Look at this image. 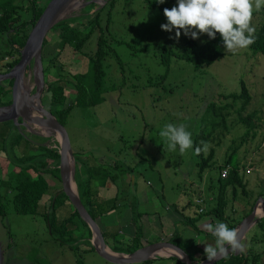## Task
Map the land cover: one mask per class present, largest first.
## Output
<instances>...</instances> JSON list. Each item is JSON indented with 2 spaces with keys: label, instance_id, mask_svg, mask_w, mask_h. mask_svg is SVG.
<instances>
[{
  "label": "rangeland",
  "instance_id": "374dc122",
  "mask_svg": "<svg viewBox=\"0 0 264 264\" xmlns=\"http://www.w3.org/2000/svg\"><path fill=\"white\" fill-rule=\"evenodd\" d=\"M0 1L5 2V0ZM92 1L97 2L95 3L97 8L90 7L93 4L90 3ZM109 1L80 0L79 8L67 19H73L76 23L82 20V23H85L88 15L93 16L97 9L103 8ZM114 1L110 43L118 59L116 56V58L109 57L105 64L107 87L113 86L115 90L106 95V101L103 104L95 108H77L73 111L66 123V129L74 152H79L82 159L92 164L96 162L110 167L112 174L117 172L114 168L115 162L119 163V168H133L132 177L138 176L137 170L143 174L148 187L147 192L138 197L139 203L136 210L141 214H147L153 221L156 218L152 216L156 215L154 211L158 215L165 216L169 206L178 202L181 204L185 202L187 206L189 202L193 203L196 199V205L198 199L204 201L206 198L208 211L216 205L218 189L215 184L218 171L215 167L207 169L201 180L197 166L201 158L197 157L194 150L196 136L213 131L215 140L207 144L205 157L213 148L216 153L215 161L222 165L233 149L237 148L234 158L241 164L240 173L247 183L251 198L244 196L239 189V195L235 201L232 200V195L230 196L231 202L227 212L236 220L243 221L246 218L244 214L249 212L252 205L255 206L260 198H264L260 196L264 194V56L255 54L248 47L235 53L226 51L225 57L210 67L196 69L193 63L176 57L172 58L170 67H167L161 64V55L165 49L163 46H166L168 50L182 47L187 38L183 30L179 39L175 38V29L172 32L163 31L161 25L167 23L164 11L158 7H150L146 0ZM151 1L157 3L156 0ZM39 2L41 6L48 4V0ZM14 3L19 6L27 5L25 0H15ZM169 4L171 8L177 6V0ZM263 22L264 7L253 14L252 25L255 27V32ZM206 37L207 34H201L196 39L197 43L204 44ZM48 40L51 48H48L47 52L51 56L50 52L57 51L55 49L57 36L49 34ZM2 43H0V74H5L6 65L11 57H4L2 50L8 47L4 41ZM92 46L94 49V42L90 43L87 49L89 50ZM56 64L62 65V70L58 73L70 78L79 73L83 74L88 69L87 59L70 48L61 51ZM54 72L55 70L52 69L48 76H45L46 81L61 77H56ZM27 80L30 81V86L34 84L30 77ZM6 82L3 81L1 84L5 85L6 89H11ZM242 82L249 89L252 101L241 115L239 110L242 101L233 102L230 99L226 101L223 97L240 94ZM46 89L45 86L42 99L49 97ZM31 94H34V89L31 90ZM67 95L74 94L69 92ZM11 98L12 96L8 95L3 98V101L8 102ZM211 103L219 106L232 104L231 108L224 111L225 128L222 123L220 126H214L211 122L212 115L208 113V106ZM252 113H256L257 136L241 145V138L246 128L241 123L240 117ZM168 123L177 126L183 124L186 127V130L192 134V149L183 155L178 148L175 152L166 149L164 151V142L159 132ZM33 129L36 132H43L39 128ZM29 130L25 128L24 133L28 134ZM1 133H9V127L4 123H0ZM45 138L50 140L43 144L51 148H56L55 143L60 141V137L55 134ZM32 141L35 144L43 142L36 139ZM20 149L22 151L20 154H24L25 151L34 153L25 145ZM3 157L5 155L0 157V164L4 165L2 178L6 180L5 183H8L7 178L16 169L5 162ZM50 166H53V162H50ZM47 176L51 188L43 198L37 215L17 213L11 197L4 201L7 215L0 217V246L4 264H114L91 250L85 242L88 239L87 235L81 236L86 232L85 228L82 230L74 228L72 239L62 240L52 237L46 213L52 196L61 192L62 183L51 175ZM120 179L116 186L107 190L108 193H105L106 190L98 189L101 195H106L104 197H111V195L113 197L119 189V195L123 197L115 212H110L96 220L107 235V243L113 249L116 245V248H122V243L131 245L132 239L136 236L140 237L142 246L147 242H154L156 239L153 226L143 223V219L134 222L133 215L137 213H132L133 210L127 205V201H123L127 198L123 196L125 189ZM125 179L128 182L129 176H125ZM141 179L139 178L131 185L130 190L134 195ZM204 179L207 182L205 185ZM97 184H93L94 191L97 190ZM210 185L212 189H209ZM147 200L151 201L146 202ZM202 205L204 206V204L200 206ZM259 205L262 206V204ZM57 208V216L61 221L68 219L75 211L68 201ZM168 214L170 215L169 212ZM76 222L81 224L78 220ZM255 235L261 241L252 242V237ZM247 237L248 250L252 248L255 252L261 253L260 264H264V230L254 227ZM121 248L123 252L118 253L126 254L127 250ZM174 263L171 258L158 257L149 263L134 264Z\"/></svg>",
  "mask_w": 264,
  "mask_h": 264
},
{
  "label": "trees",
  "instance_id": "16d2710c",
  "mask_svg": "<svg viewBox=\"0 0 264 264\" xmlns=\"http://www.w3.org/2000/svg\"><path fill=\"white\" fill-rule=\"evenodd\" d=\"M25 1L27 2L26 6L16 5L14 3L15 0H5V2L0 1V43L4 41L8 47L6 50H2L4 57H11L9 63L6 65V73L13 69V67H15L20 61L21 50L26 44L29 33L46 8V6H41L39 4L40 0ZM49 1L50 0H48L47 3H49ZM172 1L174 0H168V2H165L164 4H159L154 3L151 0H146L150 7H158L163 11L165 8L171 9L169 3ZM114 3V0H110L103 8L97 9L93 16L88 15V20L85 23H82V20L81 22L76 23L73 19H66L58 23L49 33L50 35L55 34L57 36L55 45L57 51H55V53L50 52L51 56H49L47 52L48 48H51L48 37L44 42L43 65L45 76H48L52 69L55 70L54 74L56 77L61 76L58 71L60 72V70H62V65L56 64V62L61 51L65 48L73 49L87 59L88 69L85 73L73 75L71 76L72 78L61 76L55 80L46 81V90L49 97L46 99L45 97L43 98V104L65 127L75 109L95 108L106 101V95L108 93L115 90L113 86L110 88L107 87L105 64L109 57H117L116 52L110 43L112 41L110 32L112 24L111 14L114 9ZM90 7L97 8V5L92 4ZM106 9L107 11L105 12ZM186 37L184 45L182 47L178 46L176 50H168L166 46H163L167 50H163L161 64L170 67L172 58L176 57L193 63L196 69H201L202 67H210L226 55L222 37L219 33L216 34L215 39H211L207 35L206 41L202 45L198 44L196 39H192L190 36ZM253 39L254 43L249 46L250 50L255 54L264 56V22L257 32L253 34ZM92 41L95 43V48L93 49L92 46L88 50L87 46L90 43L93 44ZM116 59H118V57ZM6 83L9 84L11 89H6L3 84L0 85V107L12 103V98L8 102L3 101L4 97L8 95L12 96L13 82L7 81ZM69 92H72L74 95H67ZM223 98L226 101L229 99L233 102L242 101L239 110L241 115L252 101L250 91L244 82H242V92L240 94L226 95ZM231 107L232 104L230 103L222 106L211 103L208 106V113H211L212 115L211 122L214 123V126H220V123H222L223 127H226V115L224 111ZM255 117L256 113L240 117L241 123L246 128V131L241 138V145L248 141V139L256 138L258 124L256 123L257 121ZM4 124L9 127V133L0 134V137L2 136L0 138V155H5L2 159L9 163V165L11 164L16 170L12 171L7 178L8 183H5L6 180L2 178V172H4L2 167L4 165H1L2 163L0 164V217H6L7 213L4 201L10 197L12 198V203L17 213L23 215H37L41 201L45 195L49 193L51 188V183L47 175H51L61 182L59 171V143H55L56 148H51L43 144L49 141V138L36 136L31 133H24L25 128L23 126H16L11 121L5 122ZM214 135L213 131L198 134L194 141V150L196 147H203L201 144L202 141L207 144L211 141L214 142ZM34 139L43 142L35 144L32 141ZM24 145L27 146L28 149L30 148L34 153L25 151L24 154H20V152H22L20 148ZM236 150L237 148L233 149L232 153L228 155V158L222 165L217 164V161H215L216 153L213 148L210 150L207 157H205L204 151L197 155L198 158H201V161L197 163L201 179L204 172L209 168L215 167L218 171V178L215 184L218 191L216 205L209 211L205 212L204 210L203 212H200V207L196 204L199 208L198 212H196L198 215L194 218H189L192 225L196 224L198 220L197 217L201 218L203 215L212 217L218 222L225 223L230 229H236L241 223V219L236 220L227 212V208L231 202L230 196L232 195V200L235 201L239 195V189H241L244 196L251 198L250 192L247 190V183L244 181V178L240 173L241 164L236 158H234ZM74 155L76 159L75 179L78 185L79 195L90 215L94 220H98V218H102L110 212H115L120 206V200H122V196L120 197L119 195V189L117 194L115 192L116 195L113 197L112 195L111 197H104L106 195H101L98 189L101 191L111 189L113 186L117 185V181L124 175H131L134 169L128 167L119 168V163L115 162L114 168L117 172L112 174L109 169L110 167H105V165L96 162L92 164L89 161L82 159L79 152H74ZM50 162H53V166H50ZM227 168L229 169L228 176L223 179L221 176L222 171ZM94 183H98V191H94ZM212 188V185H210L209 189ZM108 192L109 191L105 193ZM260 196L264 197V194ZM129 199L131 202L130 206L133 210H131L132 213H137L133 215V220L136 222V220L141 218V213L136 210V207L138 206L137 194L134 195L132 192ZM67 201L69 202V199L62 191L52 196L50 199L46 217L52 237H54V239L60 238L62 240H68L69 238L72 239L74 237V228L77 230L85 228L86 232L83 233L82 231L81 234H83L81 236L84 235L86 237L87 235L86 238L88 239L85 240V242L91 247V250L95 251L91 243L92 232L75 209L74 213H72L68 219L66 218L61 221L58 218L57 207L63 206ZM253 207L254 204L249 209V212L244 214V217H247L252 212ZM233 212L232 209V213ZM75 220L80 221L81 224L77 223ZM76 223L78 225H76ZM256 227L264 230V218L255 225V228ZM194 230L197 234L203 233L197 227H194ZM103 234L106 240L107 235L105 232H103ZM181 239V235L177 233L171 237L169 241L182 247L180 245ZM251 241L257 242L261 241V239H257V236L255 235L252 237ZM116 247V250L112 248L115 252H123L120 250L121 247H118L119 249ZM141 247L140 237L136 236L132 239L131 245L128 247H122L121 249H126V254H130ZM248 254L249 256L247 258L244 254H240L239 256L230 255L216 264L261 263V253H257L254 249L250 248ZM190 258L194 263L207 259L205 253L201 258H197L195 255H190ZM171 259L174 260V264H184L177 258L171 257ZM149 262L151 261H147L146 263Z\"/></svg>",
  "mask_w": 264,
  "mask_h": 264
},
{
  "label": "water",
  "instance_id": "95a60500",
  "mask_svg": "<svg viewBox=\"0 0 264 264\" xmlns=\"http://www.w3.org/2000/svg\"><path fill=\"white\" fill-rule=\"evenodd\" d=\"M79 0H50L44 12L35 23L24 48L21 50V58L13 69L5 74H0V84L3 81H12V103L9 106L0 107V123L13 122L15 125H22L29 128V133L40 136L50 137L58 135L59 154H60V179L62 182V192L68 197L69 202L78 212L81 219L89 226L92 232V245L95 251L105 260L114 264H134L151 261L158 257L177 258L184 264H216L217 260L208 261L205 259L199 263H194L190 255L178 245L169 241H160L143 246L133 253L125 254L115 252L110 248L105 240L103 231L96 220L90 215L84 206L76 183V159L71 143L69 133L65 126L48 110L43 104V94L46 86V77L43 65V47L52 29L61 21L66 20L71 15H66L69 8ZM97 3L96 1L90 2ZM30 77L34 83L30 86ZM34 89V94L31 90ZM33 128H39L43 132H36ZM46 133V134H44ZM72 183L75 184L76 191H73ZM262 204L263 214L257 212L258 205ZM264 218V198H260L254 206L252 212L238 225L244 252L230 255L239 256L244 254L247 258L248 248L245 245L247 233ZM163 250H169L172 254L162 256L159 253ZM2 248L0 246V264H4ZM225 257V258H226Z\"/></svg>",
  "mask_w": 264,
  "mask_h": 264
},
{
  "label": "clouds",
  "instance_id": "9594fccd",
  "mask_svg": "<svg viewBox=\"0 0 264 264\" xmlns=\"http://www.w3.org/2000/svg\"><path fill=\"white\" fill-rule=\"evenodd\" d=\"M156 2L164 4L165 0ZM262 7L264 0H177V6L164 9L167 23L162 24L161 29L166 32L175 29L176 39L180 38L181 30L185 36L192 39H198L201 34H207L211 39H215L219 33L225 50L235 53L254 43L253 14ZM159 136L164 142V151L166 149L175 152L178 148L183 155L193 147L192 134L183 124L177 126L168 123L160 130ZM201 144L203 147L195 148L196 155L202 151L207 152V143L202 141ZM205 228L215 237V246L205 247L208 261L217 260L218 257L225 258L229 251L232 254L244 252V244L238 229H230L223 222L209 223Z\"/></svg>",
  "mask_w": 264,
  "mask_h": 264
},
{
  "label": "crops",
  "instance_id": "0c3cea01",
  "mask_svg": "<svg viewBox=\"0 0 264 264\" xmlns=\"http://www.w3.org/2000/svg\"><path fill=\"white\" fill-rule=\"evenodd\" d=\"M144 171H146V169ZM137 173H138V176L132 177V175H128L129 176L128 182H126V179H125V176H127V175H124L122 177V179H120L123 181L124 189H125L123 196L127 198L123 201H127V205L129 207H131L129 205V201H130L129 197L132 194V192H131L132 190H130L132 183L134 184V182L136 183V181L139 178L140 179L142 178L140 180V184H139V187H138L137 192H136L137 201H139V199H138L139 196H142L143 194H145L147 192L146 188L148 187V184L145 182V179H143V176H142L143 174H140L138 172V170H137ZM205 179H206V177H205ZM205 179H204V185L207 184ZM121 198H123V197H121ZM195 200L193 203L189 202L187 206L185 205V202H183V204L178 202L175 205H170L169 210L165 214V216H167V218H163L165 216L158 215L157 212L154 211L153 213H156V215L153 214L152 216H155L156 218H155V220L153 219V221H151L150 218L147 216V214H141L140 220L143 219V221H142L143 223H145L146 225H149V226L150 225L153 226V229H154L153 233H154V237L156 240L154 242H151V243H156V242H160V241H169L171 237H173L174 235L179 233L182 237V239L180 241V245L182 246L181 248H183L189 255H195V257H197V258H201L203 256V254L205 253L206 245L215 246V238L213 237V235L211 233H209L206 230L205 225L209 224V223L215 224L216 222H218L217 220H215L212 217L203 215L201 218L197 217L198 220H197L195 225H192V223L190 222L189 218H194L196 215H198L196 212H198L199 208L195 205ZM149 201H151V200H147L146 202H149ZM213 201H214V199H213ZM207 203L208 202L205 198L204 206L203 205L199 206L200 209L203 208L205 210V212H207L208 211L207 207H206ZM188 207H192V208L189 209ZM168 212L170 213V215L168 214ZM194 227H197L203 233L197 234L194 230ZM250 231L247 233V236L250 233ZM114 242H116V238L114 239ZM91 243H92V241H91ZM151 243L147 242L146 245L151 244ZM248 243H249V240L247 237V241L245 244L247 246V248H248ZM124 245L129 246L130 244H123L122 243V247H125ZM146 245H144V246H146ZM108 246L111 248V246L109 244H108Z\"/></svg>",
  "mask_w": 264,
  "mask_h": 264
},
{
  "label": "bare ground",
  "instance_id": "6f19581e",
  "mask_svg": "<svg viewBox=\"0 0 264 264\" xmlns=\"http://www.w3.org/2000/svg\"><path fill=\"white\" fill-rule=\"evenodd\" d=\"M80 4H81L80 2L74 3L69 8V10L67 11L66 15H71L73 13V11H75L76 9L79 8ZM0 112H2V111H0ZM72 187H73V191H76V187H75V184L74 183H72ZM262 208H263V206H261V205L258 206L257 212H258L259 215H262L263 214V209ZM159 254L162 255V256H167V255L172 254V252L169 251V250H163Z\"/></svg>",
  "mask_w": 264,
  "mask_h": 264
},
{
  "label": "built area",
  "instance_id": "2783aa9c",
  "mask_svg": "<svg viewBox=\"0 0 264 264\" xmlns=\"http://www.w3.org/2000/svg\"><path fill=\"white\" fill-rule=\"evenodd\" d=\"M228 172H229V169H228V168H227V169H224V170L222 171V174H221L222 178H226V177L228 176ZM196 202H197L199 205L204 204L203 199H198ZM203 211H204V209L201 208V209H200V212H203Z\"/></svg>",
  "mask_w": 264,
  "mask_h": 264
},
{
  "label": "flooded vegetation",
  "instance_id": "af4514ba",
  "mask_svg": "<svg viewBox=\"0 0 264 264\" xmlns=\"http://www.w3.org/2000/svg\"><path fill=\"white\" fill-rule=\"evenodd\" d=\"M6 106H9V105H6Z\"/></svg>",
  "mask_w": 264,
  "mask_h": 264
}]
</instances>
